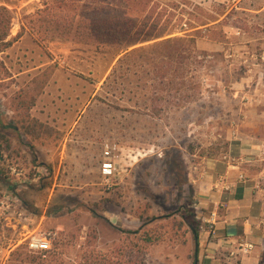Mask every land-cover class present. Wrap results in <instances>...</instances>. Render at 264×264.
Listing matches in <instances>:
<instances>
[{
  "label": "rangeland",
  "instance_id": "obj_1",
  "mask_svg": "<svg viewBox=\"0 0 264 264\" xmlns=\"http://www.w3.org/2000/svg\"><path fill=\"white\" fill-rule=\"evenodd\" d=\"M28 1L0 0V200L11 191L27 225L50 215L39 231L55 236L39 259L26 248L35 232L13 247L17 223L0 216V264H94L140 227L139 214L160 239L145 264H191V232L178 227L194 200L187 175L233 137L228 86L255 58L264 0ZM38 97H59L66 133L32 115ZM105 145L115 146L109 186L98 171ZM61 148L78 154L63 160ZM13 165L36 181L14 189ZM79 175L98 184L76 188Z\"/></svg>",
  "mask_w": 264,
  "mask_h": 264
},
{
  "label": "crops",
  "instance_id": "obj_2",
  "mask_svg": "<svg viewBox=\"0 0 264 264\" xmlns=\"http://www.w3.org/2000/svg\"><path fill=\"white\" fill-rule=\"evenodd\" d=\"M226 34L228 38L231 33ZM237 34L239 33L236 32L235 35L238 36ZM254 42H258L255 43L258 47L252 50L255 52V58L250 65H243L242 74L231 80L228 86V94L239 105L236 125L232 130L233 137L227 141L223 154L203 159L191 167L187 175L193 197L199 201L202 213L208 215L209 212L215 211L217 214L214 236L211 237L207 231L199 228L200 224L198 225L197 264H264V32L260 33ZM252 51L245 49L242 52L243 63L247 62L245 53ZM29 71L18 75L23 76ZM58 101L59 97H38L31 113L40 122L48 120L56 123L58 129L66 133L69 124L60 114ZM47 103H50V106ZM39 104L44 105L41 106V110H44L36 112ZM64 148L60 150V158L71 162L78 153L75 149ZM28 157L29 159L25 158L27 164H30L29 154ZM0 161L3 162L4 159ZM60 161L62 159H59ZM23 167L20 170L26 172L27 165ZM75 170L81 173V166H76ZM33 181L36 180L30 179L29 183ZM74 181L79 189L85 184H98L94 180L87 181L80 175ZM13 187L16 189L17 185ZM70 188L67 184L63 185L61 194H65ZM47 190L48 198L51 199L54 184ZM42 191L45 193L46 189ZM35 192L32 189L27 190L31 199ZM15 215L12 211L4 212L0 209L3 220H9L11 217L17 223L11 224L15 238L7 240L13 247L39 229L46 228L47 221H50V215L42 212L40 216L29 218L32 224L27 225ZM187 239L195 245L193 232ZM245 244L252 246L246 254L240 250Z\"/></svg>",
  "mask_w": 264,
  "mask_h": 264
},
{
  "label": "built area",
  "instance_id": "obj_3",
  "mask_svg": "<svg viewBox=\"0 0 264 264\" xmlns=\"http://www.w3.org/2000/svg\"><path fill=\"white\" fill-rule=\"evenodd\" d=\"M114 150L115 146L113 145H105L103 149L102 162L100 164L99 173L104 186H109L117 174V168L113 157ZM33 169L35 170V177V175H37L40 171L38 167H34ZM43 172L44 174H46V169H43ZM10 173L14 178H16L17 183H15L14 185L18 186L19 184L20 186H23L24 184L30 182L25 173L20 169H17V165H13L10 167ZM11 201L13 204L19 203L16 196L11 191L3 193L2 199L0 200V209H2L4 212L12 211L16 215H18V217H22L24 215L23 212L19 209L18 206L12 205ZM191 209L195 214V218L200 224L199 228L207 231V233L211 237L214 236L217 220L216 212L212 211L209 212L208 215H205L204 213H202L199 206V201H197L196 199L193 200ZM54 236L55 233L51 231H36L26 242L28 251L30 253L37 254L50 250L51 240ZM240 248L241 252L246 254L251 250L252 246L250 244H245ZM42 257H44V255Z\"/></svg>",
  "mask_w": 264,
  "mask_h": 264
},
{
  "label": "trees",
  "instance_id": "obj_4",
  "mask_svg": "<svg viewBox=\"0 0 264 264\" xmlns=\"http://www.w3.org/2000/svg\"><path fill=\"white\" fill-rule=\"evenodd\" d=\"M5 11L6 9L4 7H0V12ZM180 217L181 220L178 223L179 229H182L186 226L188 230L195 234L194 239H197L199 222L195 218L194 212H183L180 214ZM138 218L141 220L140 227L134 231L123 230L122 232L126 235L125 242L120 243V245L116 247V249L114 248L115 250L113 249V254L111 252L109 257H106L104 254L98 255L99 257L94 264H145V253H143L144 249L146 250V248H148L149 246L158 244L160 239H158L156 236H153V234H149L150 232H152V230H150L151 228H148L152 226V224H154L153 221H155V219L151 220V218H145V216H143L142 214H139ZM49 252L50 250L33 254L37 255V257L40 259L44 258ZM43 255L44 257H42ZM191 264H197V258L195 259L194 257Z\"/></svg>",
  "mask_w": 264,
  "mask_h": 264
},
{
  "label": "water",
  "instance_id": "obj_5",
  "mask_svg": "<svg viewBox=\"0 0 264 264\" xmlns=\"http://www.w3.org/2000/svg\"><path fill=\"white\" fill-rule=\"evenodd\" d=\"M195 235V234H194ZM197 239L195 238V251H194V257L197 258Z\"/></svg>",
  "mask_w": 264,
  "mask_h": 264
}]
</instances>
